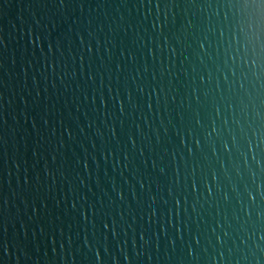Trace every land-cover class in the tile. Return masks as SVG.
Instances as JSON below:
<instances>
[{"label": "water", "instance_id": "obj_1", "mask_svg": "<svg viewBox=\"0 0 264 264\" xmlns=\"http://www.w3.org/2000/svg\"><path fill=\"white\" fill-rule=\"evenodd\" d=\"M0 264H264V0H0Z\"/></svg>", "mask_w": 264, "mask_h": 264}]
</instances>
